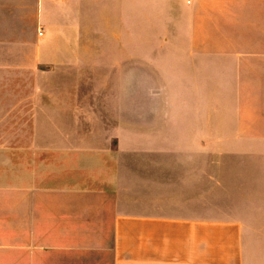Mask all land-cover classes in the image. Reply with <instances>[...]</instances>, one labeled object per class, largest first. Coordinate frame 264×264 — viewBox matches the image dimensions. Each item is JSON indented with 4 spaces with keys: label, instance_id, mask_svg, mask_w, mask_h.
<instances>
[{
    "label": "crops",
    "instance_id": "1",
    "mask_svg": "<svg viewBox=\"0 0 264 264\" xmlns=\"http://www.w3.org/2000/svg\"><path fill=\"white\" fill-rule=\"evenodd\" d=\"M59 82L178 84L193 106L176 139L80 171L70 151L41 161L42 117L74 110L42 107ZM10 147L33 153L0 155V264H264V0H0ZM204 147L241 175H202Z\"/></svg>",
    "mask_w": 264,
    "mask_h": 264
},
{
    "label": "rangeland",
    "instance_id": "2",
    "mask_svg": "<svg viewBox=\"0 0 264 264\" xmlns=\"http://www.w3.org/2000/svg\"><path fill=\"white\" fill-rule=\"evenodd\" d=\"M182 87L183 85L169 83L134 85L43 83V108H50L51 94H54V97H57L58 108L74 110L59 112L55 117L45 115L42 117L41 140L43 145L51 143L52 147L40 148L41 161L48 162L52 152L56 157L55 161L64 163V153L70 151L73 153L74 165L81 171L82 164L103 163L107 154L101 156L102 159L98 156L107 153L106 151L117 150L120 142L140 146L147 140L176 139L177 133L172 131L171 123L177 122L179 109L193 106L192 100L179 94ZM66 91L73 94V102L66 98ZM208 100L203 93L201 101L203 122L212 108ZM210 138H212L210 133L203 132V141ZM55 142L57 146H54ZM66 143L70 148L66 147ZM137 149L144 150V148ZM32 150L17 147L3 148L0 149V155L16 165L20 153L24 151L31 153ZM129 150L130 148L124 149L122 157H126V151ZM221 150L224 149L213 148L212 153L209 149L203 148L202 175H241L240 163L233 160H230L229 164H222V172H216L218 165L214 164L210 157H216L215 151ZM227 168L231 170L230 173L226 172Z\"/></svg>",
    "mask_w": 264,
    "mask_h": 264
}]
</instances>
